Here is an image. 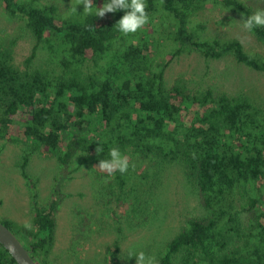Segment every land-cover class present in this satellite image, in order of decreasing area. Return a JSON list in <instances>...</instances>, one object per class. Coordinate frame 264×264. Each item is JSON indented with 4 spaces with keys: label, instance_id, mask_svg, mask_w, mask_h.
<instances>
[{
    "label": "trees",
    "instance_id": "1",
    "mask_svg": "<svg viewBox=\"0 0 264 264\" xmlns=\"http://www.w3.org/2000/svg\"><path fill=\"white\" fill-rule=\"evenodd\" d=\"M92 2L102 7L104 0ZM206 7L241 22L256 11L249 0H146L148 26L123 35L115 26L123 11L101 18L85 16L82 9L63 16L53 3L0 0L2 15L23 17L35 40L20 69L13 61L16 39H0V139L55 157L63 168L77 153L79 166L98 168L114 146L129 160L178 162L196 182L207 214L188 217L157 264H173L176 255V264H264L262 109L244 93L193 91L182 78L170 86L164 81L169 62L191 50L213 59L230 56L264 76L263 54L247 52L238 38L204 33L195 16ZM156 12L160 18L153 21ZM249 33L264 44V27ZM38 46L61 73L29 67ZM160 51L167 55L163 62L155 57ZM86 62L91 71L84 74ZM27 161L25 154L19 167L29 181ZM156 166L134 178L129 170L112 176L99 171L125 216L145 219L138 184L153 179ZM30 197L31 229L2 223L38 264H49L61 195L54 187L40 204L33 186ZM117 252L114 242L108 247L112 264ZM0 264H17L1 244Z\"/></svg>",
    "mask_w": 264,
    "mask_h": 264
},
{
    "label": "rangeland",
    "instance_id": "2",
    "mask_svg": "<svg viewBox=\"0 0 264 264\" xmlns=\"http://www.w3.org/2000/svg\"><path fill=\"white\" fill-rule=\"evenodd\" d=\"M39 1L56 4L63 16L83 9V4L77 5V0ZM249 1L256 10L264 9V0ZM228 16L227 11L206 7L196 14L195 19L203 21L204 33L238 38L247 52L264 55V44L244 30L238 18ZM159 18L160 13L156 12L153 21ZM7 38L16 39L13 61L23 69L35 40L25 27L23 17L6 18L0 9V39ZM155 57L158 62H163L167 55L160 51ZM29 67L47 69L53 74L62 71L48 59L43 46L36 48ZM82 71L84 74L90 72L91 64L86 62ZM176 78H182L193 91L210 87L231 95L244 93L264 115L263 74L237 63L230 56L213 59L194 50L183 52L174 57L164 71L166 86ZM27 147L21 142L0 139V221L18 225L30 222L33 186L40 204H45L52 189L57 187L61 197L55 212L54 242L47 254L49 264H112L108 247L114 242L118 244L117 264H136L135 257H128L130 250L143 251L157 259L167 241L185 226L188 217L207 214L199 201L196 182L185 175L178 162L158 160L156 166L155 159L129 160L128 170L133 178L156 166L155 177L138 184L141 206L147 209L145 219L138 221L125 216L123 209L116 204L114 196L107 190L108 178L100 175L99 168L79 166V153L68 167L63 168L55 157L29 153ZM25 154H28L25 171L29 181L23 178L19 167ZM178 258L176 255L173 264Z\"/></svg>",
    "mask_w": 264,
    "mask_h": 264
},
{
    "label": "clouds",
    "instance_id": "3",
    "mask_svg": "<svg viewBox=\"0 0 264 264\" xmlns=\"http://www.w3.org/2000/svg\"><path fill=\"white\" fill-rule=\"evenodd\" d=\"M79 4H83L82 13L85 16L103 18L107 13L123 11L124 15L115 24L117 31L123 35L134 34L149 22L146 0H104L102 7L95 6L92 0H79L77 5ZM241 27L248 32H254L255 29L264 27V9H257L252 14L246 15V18L242 20ZM98 168L107 172L109 176L115 175L117 172L123 175L129 169V159L118 146H114L109 149L107 157L99 162ZM24 227L31 229L32 225L30 222H26ZM128 257H135L136 264H157L155 257L146 255L143 251L130 250Z\"/></svg>",
    "mask_w": 264,
    "mask_h": 264
},
{
    "label": "water",
    "instance_id": "4",
    "mask_svg": "<svg viewBox=\"0 0 264 264\" xmlns=\"http://www.w3.org/2000/svg\"><path fill=\"white\" fill-rule=\"evenodd\" d=\"M0 244L15 259L17 264H38L19 238L0 221Z\"/></svg>",
    "mask_w": 264,
    "mask_h": 264
}]
</instances>
